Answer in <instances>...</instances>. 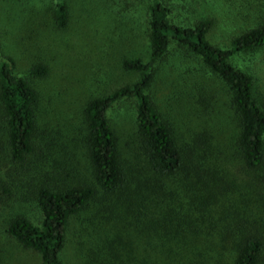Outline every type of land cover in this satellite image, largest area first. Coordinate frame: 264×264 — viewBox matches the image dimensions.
Masks as SVG:
<instances>
[{"label":"trees","instance_id":"trees-1","mask_svg":"<svg viewBox=\"0 0 264 264\" xmlns=\"http://www.w3.org/2000/svg\"><path fill=\"white\" fill-rule=\"evenodd\" d=\"M51 1L53 25L65 29L69 6L65 0ZM170 6L148 0L147 59L121 61L137 79L83 106L87 181H56L66 173L67 161H60L59 140L50 132L55 130L43 122L40 93L13 74L10 60H0V201L18 186L20 198L32 202L39 214L37 223L21 214L9 218L5 233L37 254L41 264H63L70 219L86 211L90 216L79 230L88 239L81 241L82 264H262L264 231L258 221L264 215V101L251 76L230 58L264 47V0H256L245 17L253 26L232 37L227 48L207 40L211 19L185 26L172 20ZM171 44L198 58L231 92L238 123L235 156L243 170L256 175L248 176L241 189L235 179L225 186L205 140H180L145 93ZM48 73V66L38 62L27 75L40 80ZM127 99L136 103L145 173L125 168L107 119V111ZM45 151L51 159L40 157Z\"/></svg>","mask_w":264,"mask_h":264},{"label":"rangeland","instance_id":"rangeland-1","mask_svg":"<svg viewBox=\"0 0 264 264\" xmlns=\"http://www.w3.org/2000/svg\"><path fill=\"white\" fill-rule=\"evenodd\" d=\"M163 1L171 5V18L176 23L189 26L202 18L211 19L207 40L221 48H227L232 37L253 26L245 17L252 12L256 0ZM65 2L69 6V22L65 29L58 30L52 22L51 0H0V60H10L13 74L27 79L39 91L43 122L55 130L50 132L59 140L60 161H67L66 173L55 179L72 183L90 178L84 171V104L137 79V73L122 68L123 59H147L148 0ZM38 62L49 68L48 75L40 80L27 75L29 68ZM230 62L251 76L258 97L264 101V47L238 52ZM155 69L154 79L145 93L174 134L185 142L193 138L205 140L217 165L220 164L216 171L225 186L235 179L241 189L249 177H256L243 170L235 156L238 123L227 86L198 58L174 44ZM107 119L125 168L145 173V158L138 148L135 101L115 103L107 111ZM1 125L0 120L3 143ZM40 157L51 159L46 151ZM19 184L17 181L16 185ZM20 191L22 188L13 187L0 201V264H41L37 254L21 248L5 233L7 220L15 215L38 221L36 207L20 198ZM261 210L264 211V206ZM89 216L86 211L70 219L60 254L63 264L83 263L81 241L88 243V239L86 232L83 230L79 235V230ZM258 223L264 231V215Z\"/></svg>","mask_w":264,"mask_h":264}]
</instances>
